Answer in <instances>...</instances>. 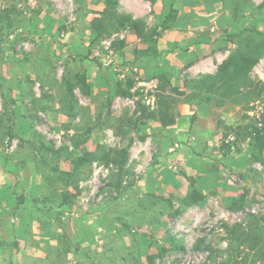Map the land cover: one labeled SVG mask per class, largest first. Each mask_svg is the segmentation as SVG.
Here are the masks:
<instances>
[{"label":"rangeland","instance_id":"rangeland-1","mask_svg":"<svg viewBox=\"0 0 264 264\" xmlns=\"http://www.w3.org/2000/svg\"><path fill=\"white\" fill-rule=\"evenodd\" d=\"M106 1L0 0V264H222L228 228L264 217V58L238 102L194 81L257 43L264 0H118L162 33L157 56L131 30H95ZM160 94L168 126L144 115ZM100 147H129L124 188L96 160L73 203L46 202L77 193L52 185L53 170L73 172ZM193 190L207 200L184 207Z\"/></svg>","mask_w":264,"mask_h":264},{"label":"trees","instance_id":"trees-1","mask_svg":"<svg viewBox=\"0 0 264 264\" xmlns=\"http://www.w3.org/2000/svg\"><path fill=\"white\" fill-rule=\"evenodd\" d=\"M107 9L104 12V18L97 20L94 26L95 30L105 31L110 29L112 32H120L122 30H131L142 42L149 45V49L144 52L148 56H157L158 44L162 33L158 28H151L147 22L143 19H136L130 14H122L118 12V0H107ZM264 8V4L260 6ZM173 18L171 15L168 16L170 20ZM0 17V22H2ZM167 27V26H166ZM253 37L257 40L255 44L253 38H250L246 42L248 49L245 51L238 50L236 54H233L229 61H226L219 67V71L216 75L204 76L198 81H194L196 84L204 83L205 85L210 83V89L215 87V91H221V95L224 99L234 98L235 102H238V95L242 87H247L249 90L252 89L253 85L250 82L251 71L260 63L264 58V33L260 30H255L250 32ZM3 37V29L0 28V43ZM243 37V31H242ZM126 42L124 40H118L114 42V45L120 46V48L125 47ZM239 47L238 49H240ZM1 50V46H0ZM1 52V51H0ZM233 68L234 71H231ZM231 75V79H229ZM259 97L264 94V84L256 85ZM164 90L166 87L163 88ZM174 92L177 93L178 90L175 88ZM120 95L124 97H130L131 91L119 88ZM254 91L248 92V95H252ZM213 101L210 97V102ZM171 99H169L165 94L159 95V110L157 112H150L144 109V115L146 119L158 120L164 126H168L173 120V115L171 114ZM138 139L142 142L146 141L147 136L138 134ZM256 148L260 155L255 154V159L264 165V136L261 132L258 133ZM129 147H124L121 149H105L100 147L96 154L86 152L84 155L80 156L75 160V170L73 172H65L60 170L58 167L53 170V175L50 177L52 185L57 183H64L68 187H75L77 190L76 194L70 193V191H63L58 194V190H55L54 195L46 196V202H57V198H61L60 206L73 203L80 194V188L78 182L85 181L90 177L91 165L96 161H102L107 166L114 165L119 169V181L117 183L118 190L121 191L124 186V176L126 167L130 159ZM54 156H59V150L52 149L49 150ZM128 173V172H127ZM207 197L203 195L198 190H193L190 195H188L183 201L182 205L184 207L199 205L204 203ZM59 201V200H58ZM58 203V202H57ZM243 201L240 207L243 206ZM183 211L179 208L176 211V215L182 214ZM250 225L244 226L243 224H236L232 228H228L229 235V245L227 250H224L219 257H222V264H264V217L252 216ZM176 241V240H174ZM211 253L216 252L211 249ZM220 254V253H219ZM225 256V257H223Z\"/></svg>","mask_w":264,"mask_h":264},{"label":"crops","instance_id":"crops-1","mask_svg":"<svg viewBox=\"0 0 264 264\" xmlns=\"http://www.w3.org/2000/svg\"><path fill=\"white\" fill-rule=\"evenodd\" d=\"M223 55V54H222ZM227 54L223 55L221 59H218L216 56L210 57V73H214L217 69V63H222L225 59H227Z\"/></svg>","mask_w":264,"mask_h":264}]
</instances>
